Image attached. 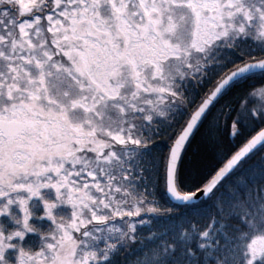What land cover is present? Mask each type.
Wrapping results in <instances>:
<instances>
[{
    "label": "snow or ice",
    "instance_id": "snow-or-ice-1",
    "mask_svg": "<svg viewBox=\"0 0 264 264\" xmlns=\"http://www.w3.org/2000/svg\"><path fill=\"white\" fill-rule=\"evenodd\" d=\"M0 264H264V0H0Z\"/></svg>",
    "mask_w": 264,
    "mask_h": 264
}]
</instances>
